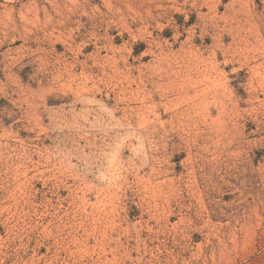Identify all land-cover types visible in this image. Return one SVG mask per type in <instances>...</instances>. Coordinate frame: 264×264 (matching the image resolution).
Here are the masks:
<instances>
[{"label": "rangeland", "instance_id": "1", "mask_svg": "<svg viewBox=\"0 0 264 264\" xmlns=\"http://www.w3.org/2000/svg\"><path fill=\"white\" fill-rule=\"evenodd\" d=\"M0 264H264V0H0Z\"/></svg>", "mask_w": 264, "mask_h": 264}, {"label": "bare ground", "instance_id": "2", "mask_svg": "<svg viewBox=\"0 0 264 264\" xmlns=\"http://www.w3.org/2000/svg\"><path fill=\"white\" fill-rule=\"evenodd\" d=\"M55 2V1H54ZM55 4V3H54ZM64 4V3H63ZM63 6V5H62ZM59 7V6H58ZM61 7V6H60ZM56 8V7H55ZM61 9V8H60ZM59 12V11H58ZM7 16V15H6ZM32 17V16H31ZM28 23V22H27ZM149 106V105H148Z\"/></svg>", "mask_w": 264, "mask_h": 264}]
</instances>
